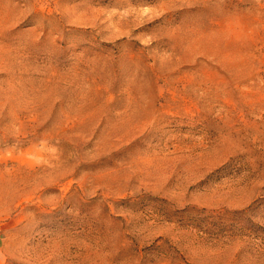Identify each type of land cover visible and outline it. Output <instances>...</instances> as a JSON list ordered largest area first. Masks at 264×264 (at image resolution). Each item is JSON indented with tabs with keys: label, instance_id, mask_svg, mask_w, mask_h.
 Segmentation results:
<instances>
[{
	"label": "rangeland",
	"instance_id": "obj_1",
	"mask_svg": "<svg viewBox=\"0 0 264 264\" xmlns=\"http://www.w3.org/2000/svg\"><path fill=\"white\" fill-rule=\"evenodd\" d=\"M0 264H264V0H0Z\"/></svg>",
	"mask_w": 264,
	"mask_h": 264
}]
</instances>
